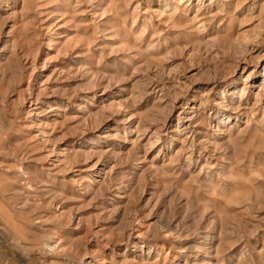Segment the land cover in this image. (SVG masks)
I'll return each instance as SVG.
<instances>
[{"label":"rangeland","instance_id":"rangeland-1","mask_svg":"<svg viewBox=\"0 0 264 264\" xmlns=\"http://www.w3.org/2000/svg\"><path fill=\"white\" fill-rule=\"evenodd\" d=\"M0 264H264V0H0Z\"/></svg>","mask_w":264,"mask_h":264},{"label":"bare ground","instance_id":"bare-ground-1","mask_svg":"<svg viewBox=\"0 0 264 264\" xmlns=\"http://www.w3.org/2000/svg\"><path fill=\"white\" fill-rule=\"evenodd\" d=\"M48 244H49V243H48ZM55 245H56V244H55ZM52 247H53V245H52ZM54 247H55V246H54ZM56 247H57V246H56ZM52 249H53V248H52ZM52 249H51V250H52Z\"/></svg>","mask_w":264,"mask_h":264}]
</instances>
